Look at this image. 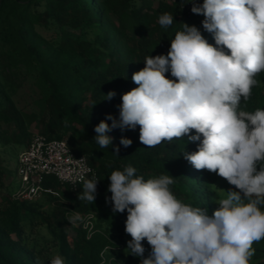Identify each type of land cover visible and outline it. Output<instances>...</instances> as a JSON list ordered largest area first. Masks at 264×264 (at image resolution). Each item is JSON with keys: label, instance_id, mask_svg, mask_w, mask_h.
Instances as JSON below:
<instances>
[{"label": "trees", "instance_id": "obj_1", "mask_svg": "<svg viewBox=\"0 0 264 264\" xmlns=\"http://www.w3.org/2000/svg\"><path fill=\"white\" fill-rule=\"evenodd\" d=\"M189 0H0V146L26 147L35 133L66 139L77 154H85L98 172L94 203L79 200L83 186L50 183L60 195L28 200L0 196V264H141L129 255L125 233L127 212L113 213L106 203L114 170L131 165L145 180L171 175L174 195L185 204L207 209L209 215L225 198L217 174L196 170L183 152L197 143L174 139L148 148L135 130L119 128L109 148H100L94 128L111 114L119 119L121 96L137 87L132 74L144 67L148 55L167 54L170 41L182 29L195 25L209 43L202 15L191 12ZM202 4L203 0H196ZM169 12L173 25L165 29L158 17ZM172 78L170 73L166 74ZM248 111L264 109V72L256 76ZM109 91H115L107 100ZM111 124V120L106 121ZM194 134V132H193ZM121 137L132 140L130 147ZM119 147L117 156L113 155ZM0 151V186H4ZM264 211V208L261 209ZM78 213L81 220L70 223ZM144 257L151 251L147 241ZM250 264H264V240L253 244Z\"/></svg>", "mask_w": 264, "mask_h": 264}, {"label": "clouds", "instance_id": "obj_2", "mask_svg": "<svg viewBox=\"0 0 264 264\" xmlns=\"http://www.w3.org/2000/svg\"><path fill=\"white\" fill-rule=\"evenodd\" d=\"M188 3L193 14L204 17L203 29L215 43L195 25L181 23L167 54L146 56L144 67L132 74L137 87L122 94L119 119L107 115L95 126L93 140L109 148V132L137 126L148 148L187 137L197 149L184 151V158L233 188L223 190L226 197L209 215L174 195L173 176L145 180L128 165L108 176L111 196L105 199L114 214L127 212L126 249L141 264H250L253 244L264 240V109L245 110L241 101L250 99L256 76L264 72V0ZM173 22L172 13L158 17L165 29ZM115 95L109 91L106 99ZM120 144L127 148L132 140L121 137ZM118 153L119 147L113 155ZM81 181L78 199L94 203L99 180L93 175ZM80 220L78 213L68 217L73 224ZM145 240L151 248L146 258ZM51 264L64 261L57 256Z\"/></svg>", "mask_w": 264, "mask_h": 264}, {"label": "built area", "instance_id": "obj_3", "mask_svg": "<svg viewBox=\"0 0 264 264\" xmlns=\"http://www.w3.org/2000/svg\"><path fill=\"white\" fill-rule=\"evenodd\" d=\"M18 173L21 185L12 195L28 200L46 194L60 195V190L50 183L51 178L73 188L82 184L81 177L91 179L94 175L98 180V172L85 154H77L66 139L49 138L42 133H35L20 152Z\"/></svg>", "mask_w": 264, "mask_h": 264}, {"label": "rangeland", "instance_id": "obj_4", "mask_svg": "<svg viewBox=\"0 0 264 264\" xmlns=\"http://www.w3.org/2000/svg\"><path fill=\"white\" fill-rule=\"evenodd\" d=\"M24 148L25 146L17 147L13 144L0 146L3 168H6L3 174L5 185L0 186V196L6 193H14L20 188L21 177L18 173L19 154ZM217 184L218 190L224 197H226V193L223 190L227 191L230 188H233V186L229 185L226 180L219 177L218 175Z\"/></svg>", "mask_w": 264, "mask_h": 264}]
</instances>
